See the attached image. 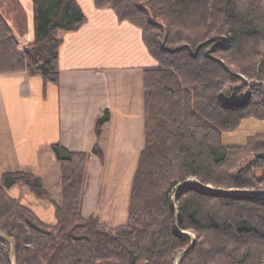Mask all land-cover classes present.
Returning a JSON list of instances; mask_svg holds the SVG:
<instances>
[{
    "label": "trees",
    "instance_id": "16d2710c",
    "mask_svg": "<svg viewBox=\"0 0 264 264\" xmlns=\"http://www.w3.org/2000/svg\"><path fill=\"white\" fill-rule=\"evenodd\" d=\"M93 1L140 28L158 62L145 70L146 146L128 221L112 228L84 217L91 155L53 144L61 185L55 224L8 193L24 187L53 202L40 177L16 170L0 182V233L16 242L15 264H175L192 244L184 232L196 241L180 264H264V199L215 191L264 185V134L242 146L223 143V133L243 120H264V91L242 94L232 74L235 68L264 81V0ZM32 2L35 35L25 47L0 12V72L57 85L60 33L79 30L87 16L76 0ZM109 120L108 111L97 120L99 139ZM92 153L103 157L99 143ZM192 177L215 190L187 185ZM217 208L236 214L228 218ZM11 249L0 237V264H12Z\"/></svg>",
    "mask_w": 264,
    "mask_h": 264
},
{
    "label": "crops",
    "instance_id": "0c3cea01",
    "mask_svg": "<svg viewBox=\"0 0 264 264\" xmlns=\"http://www.w3.org/2000/svg\"><path fill=\"white\" fill-rule=\"evenodd\" d=\"M76 1L87 22L75 32L60 33L57 85L45 86L25 72H0V182L10 171L32 172L61 200L52 145L90 153L83 215L114 228L128 221L133 180L146 146L145 70L158 62L140 28L120 21L110 8H97L93 0ZM0 12L23 47L34 40L32 0H0ZM105 111L110 120L99 139L95 127ZM97 143L102 158L92 153ZM12 192L29 206L23 198L27 193Z\"/></svg>",
    "mask_w": 264,
    "mask_h": 264
},
{
    "label": "rangeland",
    "instance_id": "374dc122",
    "mask_svg": "<svg viewBox=\"0 0 264 264\" xmlns=\"http://www.w3.org/2000/svg\"><path fill=\"white\" fill-rule=\"evenodd\" d=\"M223 61V60H222ZM225 62V61H223ZM225 64V63H223ZM229 71H231V67H226ZM232 71L234 73L233 76L234 78L237 80V82L239 84H236L238 85L237 87H239V91L245 95H247L248 93H254L256 91H264V81L263 80H259L257 78H254L253 76H248V75H245L243 73H240V72H236V69L235 68H232ZM259 89V90H257ZM264 134V120H260V119H256V118H248V119H245L241 122L240 126L234 130V131H230V132H224L223 133V143L225 145H235V146H242L244 144L247 143V139L250 137V136H255L257 134ZM249 157H245V159H248ZM251 160H253V158H251ZM250 160V161H251ZM246 163H243V166H245ZM187 185H198V186H201L203 187L204 189L206 190H210L213 188L212 185L210 184H201L198 182V180L196 178H190L187 182ZM200 184V185H199ZM59 187H60V184H58ZM184 186H180L178 188L181 189L183 188ZM260 188H257V189H253V190H249V189H245V190H249V191H264V185H261V186H258ZM14 190H18V189H21V191H24L25 193L27 194H23V198L26 197V201L29 202V207H31L35 213L37 214V216L44 222L48 223V224H55L57 222L56 220V214H55V207H56V204H60L61 203V200L59 198L60 194L57 193L54 189H52L51 187V190L53 191L52 193L49 192V195L52 199L53 202H45V201H40L38 200L37 198H35V196L30 193L26 188L24 187H14L12 188ZM12 189L8 191V193L10 194V196L14 199H17L19 201L18 198H16V196L14 194H12ZM215 189H212L211 191H213ZM217 192H239V191H243V190H222V189H219V190H215ZM29 196V197H28ZM53 197V198H52ZM175 198V197H174ZM21 202V201H20ZM23 203V202H21ZM55 203V204H54ZM28 206V205H27ZM213 207V206H212ZM215 208V207H213ZM217 213L225 216V217H228V218H232L235 216L236 214V211H230V210H221V209H218L217 208ZM100 219V218H99ZM184 234L186 236H189L191 237V240H192V243L193 241L195 242L196 241V236L194 233H191V232H184ZM209 236L211 237V240L213 241V243H218V241L214 240V235L212 234H209ZM192 245V244H191Z\"/></svg>",
    "mask_w": 264,
    "mask_h": 264
},
{
    "label": "water",
    "instance_id": "95a60500",
    "mask_svg": "<svg viewBox=\"0 0 264 264\" xmlns=\"http://www.w3.org/2000/svg\"><path fill=\"white\" fill-rule=\"evenodd\" d=\"M242 195H246L249 197H253V198H258V199H264V191H249V190H243V191H239L236 192ZM176 196L174 198V201H176ZM0 237L6 239L7 241L10 242L11 244V260H12V264H15V257H16V249H17V245L14 239L5 236L3 234L0 233ZM195 242L193 241L192 245L187 248L185 251H183L177 258L176 263L175 264H180L181 260L191 251V249L193 248Z\"/></svg>",
    "mask_w": 264,
    "mask_h": 264
}]
</instances>
